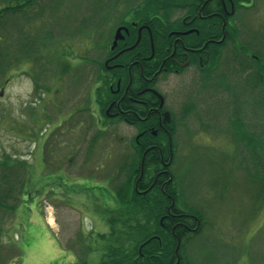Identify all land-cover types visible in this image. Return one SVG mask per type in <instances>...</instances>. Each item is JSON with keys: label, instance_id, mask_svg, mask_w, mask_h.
Masks as SVG:
<instances>
[{"label": "rangeland", "instance_id": "obj_1", "mask_svg": "<svg viewBox=\"0 0 264 264\" xmlns=\"http://www.w3.org/2000/svg\"><path fill=\"white\" fill-rule=\"evenodd\" d=\"M115 1L63 0L58 6L51 3L52 0H41L34 10L40 19L31 29L30 25H25V32L39 33L47 40L41 58L49 67L54 64L59 73L70 65L66 74L60 77L57 105L46 102V94L38 98L32 95L38 63L22 61L18 66L13 63L0 77V162L13 158L26 160L28 164L18 224L14 222L15 213L4 214L0 210V222L7 224L2 237L6 250L1 254L7 260L4 264H74L66 253L73 249L80 253L81 247L84 252L90 248L98 249L99 255L104 256L109 242L112 243L109 220L113 218H116L112 221L114 228L122 229L123 241L127 239L128 227L123 220L130 215L127 213L129 208L124 211L122 204H112L108 195L115 193L114 189L119 191L118 187L123 190L128 180L132 169L130 161L137 156L130 150L134 130L125 124L112 126V121L109 125L104 119L100 122V114L93 103L91 110L94 111L86 134L83 120L87 119V114L80 112L89 82L90 99H97L103 60L117 23L124 19L128 7H136L141 0H124V4L119 3L122 0ZM114 2L121 6L114 9ZM245 2L249 5L245 18L251 29L242 30L247 43L252 34L264 33V0ZM96 3L102 8L107 4L110 8L107 10L108 22L104 20L105 13L96 8ZM42 5L46 6L40 12ZM89 13L94 14L91 22L98 21L103 25L94 34L99 43L93 44L89 40L81 46L77 42L69 57L65 54L57 59L73 45L74 27ZM62 31L68 32V37L64 36L68 40L56 46V41L63 36ZM252 44L255 51L264 46L260 42ZM221 68L224 69V63ZM189 80L190 77L168 76L159 83L163 94L173 96L168 109L179 113L187 110L186 102L193 100L197 110L205 111V115L209 109H202V101L215 94L217 86L200 92ZM243 84L236 88L243 100L240 118L245 126L238 129L235 124L236 133L226 131L234 124L229 123L218 108L215 109V104L210 107L211 118L206 116L202 121L190 119L189 122L177 118L175 121L176 149L173 150L171 172L182 198L206 219L201 231L186 239L189 264H264V153L251 154L246 142L237 138L242 132H255L262 138L264 116L257 110L251 111L250 103L256 97H251L247 90L243 92L248 85L245 80ZM230 106L236 114L235 107ZM98 134L101 141L98 138L95 142L94 137ZM90 143L94 144V151L88 154ZM138 175H133V180ZM105 180L107 186H103ZM129 205L136 208L139 204ZM39 207L52 227L48 226ZM88 211H91L90 215L86 214ZM94 213L102 216L100 225L95 226ZM137 230L135 228L133 233ZM137 251L140 249L132 251L135 256Z\"/></svg>", "mask_w": 264, "mask_h": 264}, {"label": "flooded vegetation", "instance_id": "obj_2", "mask_svg": "<svg viewBox=\"0 0 264 264\" xmlns=\"http://www.w3.org/2000/svg\"><path fill=\"white\" fill-rule=\"evenodd\" d=\"M248 8L249 5L245 1L185 0L180 9L173 10L168 14L167 19L135 20L130 16H124L125 18H122L117 23L114 31L119 27H125L126 29L122 31L124 37L118 40L113 48L114 32L108 53L103 60L102 78L99 80V86H106V94L102 98L90 99L91 82H89L85 90V94L87 93L86 98L81 102L82 109H80V112L87 114L88 122L87 119L83 120L86 123L84 128L86 134L87 128L90 127L88 125L91 124L89 122L92 119L91 113L94 111L91 110L93 103L96 104H94L96 112L100 114V122H103L104 119V122L107 121V123L112 121L110 122L112 126L125 124L134 130L130 150L133 154L141 156L140 172L137 183H135L136 188L139 187L140 181L145 176L144 161L148 156L151 155V158L154 159L155 154L159 153L164 165L172 166L173 150L176 149L174 143H176L175 121L177 118L183 119V122H189L190 119L202 121V119H205L204 117H209L211 114L209 112L211 110L210 107L215 104V109L218 108V112L226 115V120L234 124L233 126L230 125L226 131L232 134L236 133L235 122L242 119L240 117L242 115L241 106H243V100L241 99L240 90L237 91L238 93L236 92L234 83L215 85L217 86L215 94H207L208 98L202 101V109L204 107L209 109L205 115V111L197 110L193 100L186 102L184 105L187 108V106L192 104L193 107L190 110L183 109V111L175 113L168 109L169 100L173 96L170 93H168L169 96L163 94L159 88V83L165 78L167 79L168 76L190 77L189 81L195 85V90L198 89L201 92L204 87H202L200 82L206 69H212V74L215 75L220 70L221 72L225 71L227 66L225 59H232L233 56L237 55L231 49V44L232 47H235V43L228 41L230 40L229 38L232 40L236 29H239V37H243L242 30L247 29V27L251 31L245 18ZM220 24L222 25L221 29L219 28ZM252 35L255 38L259 37V41L263 39V33ZM253 40L255 39L251 40L250 38L247 40L250 49V44H252ZM222 48L225 49L220 50ZM250 49L241 50L246 57L244 58L245 64H249L252 61L251 59L254 61L259 60ZM87 62L90 63L89 60ZM262 62L264 63V60H261L260 63ZM223 63L224 69L221 68ZM33 79L36 80L32 93L33 97L35 95L38 98L46 94V102L51 101V104L57 105L55 99L57 94L60 93V76L54 64L49 67L48 63L41 58L36 77ZM226 87L228 88L227 90ZM246 88L243 92L247 90ZM171 91L172 89L169 90V92ZM177 93H173L174 97ZM237 97H239L238 100ZM230 104L235 107L236 114H233ZM228 106L227 111L225 109ZM73 113L75 116V110H73ZM53 114L55 115L56 113L53 112ZM98 138L101 141L100 135H96L94 141L96 142ZM93 146L91 143L88 145V154L94 151H92ZM42 155L44 156V149ZM24 161L23 164H25ZM43 163L46 164L45 160ZM148 170L152 174L146 175V180L142 181V185L147 188L138 189V192L148 201L162 202L163 210L156 213L160 218L161 233H166L170 225H173V235H175L177 229L183 227L187 231L183 237L178 238L175 261L171 260L168 263L179 264L183 262L182 258L184 256L187 259L185 252L186 239L190 234L201 231V223H203L202 218L204 216L202 212L189 206L187 201L182 198L173 177L171 179L162 177V173L169 172L168 169H159V171L155 172L154 169L148 167ZM151 238L161 241V236L159 235H154ZM180 248L183 255L178 253ZM84 253L85 256L83 254L78 255L79 259L75 264L81 261L90 264L87 258L94 264L99 260L97 264H101L104 259V256L99 255L98 249L90 248L89 251L87 250ZM148 261H140L137 256L129 262L131 264H147Z\"/></svg>", "mask_w": 264, "mask_h": 264}, {"label": "trees", "instance_id": "obj_3", "mask_svg": "<svg viewBox=\"0 0 264 264\" xmlns=\"http://www.w3.org/2000/svg\"><path fill=\"white\" fill-rule=\"evenodd\" d=\"M52 1L53 2L51 3H55L58 6H61V2L63 0ZM123 1L124 0L119 2V0H116L115 2L124 4L125 2ZM243 1L249 0H236V2ZM115 2L112 6L114 7V9L121 6L120 4L117 6L118 3ZM184 2L185 0H144L143 2L141 0L136 7L131 8L130 6V8H127L125 17L130 16L135 20H147L150 18H153V20L167 19L168 14L173 10L180 9ZM40 3L41 0H0V77L10 70H8V67L13 65V63H16V65L18 66L23 61V63H38V65H40L39 63L41 57H43V47H45L44 45L47 40L44 37H40L39 33L32 34L31 32H25L24 30L25 25H30L31 29V26L36 24L35 22L40 19L38 17V14L34 13V10L37 6H39L38 4ZM45 6L46 5H42V7L40 6V12L45 8ZM96 8L99 11H103V14L105 13L104 20L108 22L107 14L110 8H107V4L102 8L101 5L96 3ZM92 15L94 14L89 13L88 16L84 19L85 21L82 20L81 22L76 23L77 25L74 27V29L76 28V30L73 31V45L67 47L66 53H61L60 57H56L57 59L63 58L65 54L69 57V55L74 52L73 48L75 47L77 42L80 43L81 46L85 44V41L89 42V40H91L93 44L99 43L98 40H95L94 34H97L99 27L103 25L98 21L91 22ZM109 15H111L110 12ZM23 22L25 24H23ZM221 27L222 25L220 24L219 28L221 29ZM67 33V31H62L63 36L60 37L58 41H56V46H61L65 41L68 40L64 38V36L68 37ZM239 35V29H236L235 35L232 40L231 38H229L230 40H228L229 42L231 41L230 43H235V47H232L231 44V49L235 51L237 55H235V57L233 56L232 59H225V61L227 62L226 70L222 72L220 70L219 73H216L215 75L212 74V69H206L200 84L202 85V87H204L203 89H207L215 86L216 84L234 83L236 88L238 86V83H240L242 87L245 80V84H248L246 88L247 93H251V97H256L253 98L254 100H252V102L250 103L251 111L254 112L255 110H257V112L262 113V116H264V63H260L261 60H264V46L255 51L253 50V44H250V49V47L248 46L249 43L245 42L246 39H244L243 37H239ZM252 38L255 39L252 42L264 43V33L262 41H259V38H255L253 35L251 37V40ZM50 39L52 40L51 36ZM79 39L82 40L79 41ZM225 44H227V42H225ZM245 48H247L248 50L250 49L252 53L259 58V60L254 61L253 59H251L252 61L249 64H245L244 58L246 57L245 54L241 51ZM224 49L225 48H222L220 50ZM80 61L82 62V60ZM68 67H70V65L66 66L64 70L59 71L60 77L66 74V71H68ZM221 88H223V86H221ZM227 89L228 88L226 87V90ZM106 91V86H99L98 91L96 92L97 98H102L106 94ZM237 91L238 88H236V92ZM238 98L239 97H237V100ZM192 107L193 105L191 104V106H187V109L190 110ZM241 121L236 120L235 122V124L239 126L238 129H241L243 126H245V122L242 119ZM97 136H99V134ZM237 138L238 140H243L246 142V146L249 148L251 154L255 153L259 155L260 153H264V140H262L264 136L261 138L260 136H257L255 132H242L239 137L237 135ZM151 157V155L148 156L144 161L145 176L144 178H142V181L144 179L146 180V175L152 174L149 173L148 167L154 169L155 172L159 171V169H168L169 172L162 173V177H164V179H171L173 177V174L171 172L172 166L164 165L159 153L155 154L154 159ZM130 162V166H132V169H130L128 180L126 179V182L124 183L123 190H120V187H118L119 191L114 189L116 198L118 199V203L122 204V206H125L124 211H127V208H129L127 213L130 215L127 216L125 220H123L124 225H127L128 227V231L125 232V234L128 236L127 239L123 241L122 229L118 230L113 226L114 224L112 221H116V218L109 220L110 224L112 225V243L109 242L104 254V259L101 264H131V262L129 261L137 256L139 257L140 261H148L149 259L147 264H168L171 260L175 261L177 257L176 246L178 238L184 236V233L187 232L186 228L183 227L181 229H177L175 231L177 234L175 233V235H173V225H170L168 226V231L166 230V233H161L160 218L156 215V213L163 210L162 202L148 201L146 198H143L142 194L138 192V189L141 190L147 188L142 185V181H140L139 187L136 188L135 183L138 177L133 180V175L137 176L140 172L141 156H136L135 159ZM25 175L26 164H23V160H13V158H8L7 160L0 162V210L3 211L4 214H14L15 210L23 200V193L25 192ZM124 189H126L125 192ZM130 203L139 205L134 208L129 205ZM121 212L122 211H120V213ZM129 221L131 222L129 223ZM202 221L203 223L201 227H204L206 224V219L203 217ZM6 225L7 224L5 222H0V264H4L5 261H7L1 254V251L6 250L5 245L2 241V237L6 232ZM135 228L138 230L133 233ZM198 233L199 232L190 234L188 238L195 237ZM133 235L136 236L135 239H133ZM154 235L161 236V243L156 238H151ZM135 249H140L139 252L137 251L136 256L135 253L132 252L135 251ZM178 253L180 255H183L181 248L179 249ZM182 260L183 262H180L179 264L190 263V261L186 259L185 256L184 258H182ZM77 264L87 263L85 261H81Z\"/></svg>", "mask_w": 264, "mask_h": 264}, {"label": "crops", "instance_id": "obj_4", "mask_svg": "<svg viewBox=\"0 0 264 264\" xmlns=\"http://www.w3.org/2000/svg\"><path fill=\"white\" fill-rule=\"evenodd\" d=\"M105 184H106V186H107V184H108V181L107 180H105V183L103 184V186H105ZM108 196H110L111 198L109 199V202H112V204H114V205H116L117 204V202H118V199L116 198V194L113 192L111 195H108ZM91 199H95L94 197H91ZM23 202V201H22ZM21 202V204H20V206L15 210L16 212H15V217H16V219H15V221L14 222H16V224H18L17 222V220H19L20 219V216H19V214H22V209H23V203ZM27 208H28V206H26ZM40 208V207H39ZM40 211L42 212L41 213V215L44 217V215H43V210L40 208ZM86 214H91V211H88V212H86ZM99 214H97V213H94L93 214V217L95 218V226L96 225H100V223H101V218H102V216L100 215V216H98ZM44 219L46 220V222H47V218H45L44 217ZM21 222V221H20ZM47 224H48V226H50L49 225V221L47 222ZM50 227H52V226H50ZM98 227V226H97ZM61 248V247H60ZM82 248V252H80L81 254H83L84 256H85V253L83 252L84 251V249H83V247H81ZM62 249V248H61ZM63 250V249H62ZM64 252V251H63ZM66 253V252H65ZM70 253V254H69ZM69 253H66V255L70 258V260L75 264L76 262H77V260L79 259L78 258V255L80 254V253H78L76 250H72V251H69ZM68 258V259H69ZM71 264V263H70Z\"/></svg>", "mask_w": 264, "mask_h": 264}, {"label": "water", "instance_id": "obj_5", "mask_svg": "<svg viewBox=\"0 0 264 264\" xmlns=\"http://www.w3.org/2000/svg\"><path fill=\"white\" fill-rule=\"evenodd\" d=\"M126 29L125 27H119L117 28V30L115 31V39H114V46L117 44L118 40L122 39L124 36L122 34V31ZM169 115V113H167Z\"/></svg>", "mask_w": 264, "mask_h": 264}, {"label": "bare ground", "instance_id": "obj_6", "mask_svg": "<svg viewBox=\"0 0 264 264\" xmlns=\"http://www.w3.org/2000/svg\"><path fill=\"white\" fill-rule=\"evenodd\" d=\"M50 222H53V220L51 219Z\"/></svg>", "mask_w": 264, "mask_h": 264}]
</instances>
